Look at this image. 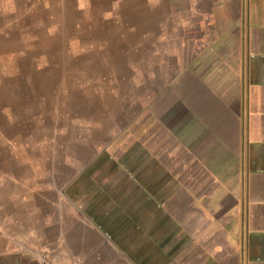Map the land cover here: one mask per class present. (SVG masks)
Here are the masks:
<instances>
[{"label": "crops", "instance_id": "1", "mask_svg": "<svg viewBox=\"0 0 264 264\" xmlns=\"http://www.w3.org/2000/svg\"><path fill=\"white\" fill-rule=\"evenodd\" d=\"M173 1L174 70L115 165L0 173V264H264V0Z\"/></svg>", "mask_w": 264, "mask_h": 264}, {"label": "rangeland", "instance_id": "2", "mask_svg": "<svg viewBox=\"0 0 264 264\" xmlns=\"http://www.w3.org/2000/svg\"><path fill=\"white\" fill-rule=\"evenodd\" d=\"M176 10L173 0H0V173L54 169L63 181L60 169L115 165L117 125L150 92L157 101L174 70L164 57L190 21Z\"/></svg>", "mask_w": 264, "mask_h": 264}, {"label": "built area", "instance_id": "3", "mask_svg": "<svg viewBox=\"0 0 264 264\" xmlns=\"http://www.w3.org/2000/svg\"><path fill=\"white\" fill-rule=\"evenodd\" d=\"M43 260H44V264H56V262L54 260L47 258L46 255L43 256ZM76 264H90V263L78 261V262H76ZM114 264H127V263L120 261V262H116Z\"/></svg>", "mask_w": 264, "mask_h": 264}]
</instances>
